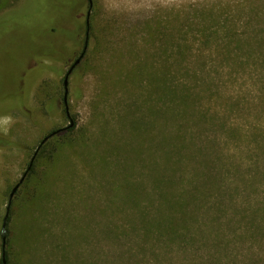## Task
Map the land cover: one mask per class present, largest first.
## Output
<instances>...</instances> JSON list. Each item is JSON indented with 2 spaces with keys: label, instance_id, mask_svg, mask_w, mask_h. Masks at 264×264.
<instances>
[{
  "label": "rangeland",
  "instance_id": "374dc122",
  "mask_svg": "<svg viewBox=\"0 0 264 264\" xmlns=\"http://www.w3.org/2000/svg\"><path fill=\"white\" fill-rule=\"evenodd\" d=\"M45 4L0 0L8 264H264V0H92L69 130L88 4Z\"/></svg>",
  "mask_w": 264,
  "mask_h": 264
},
{
  "label": "trees",
  "instance_id": "16d2710c",
  "mask_svg": "<svg viewBox=\"0 0 264 264\" xmlns=\"http://www.w3.org/2000/svg\"><path fill=\"white\" fill-rule=\"evenodd\" d=\"M40 1L45 4V1H43V0H40ZM61 1L62 0H50V2L47 1V4H45L46 5L45 6V8H46L45 12L48 14V16L51 17V16H53V14H56V12H57L59 14H63V15H66L67 17H70V16H68L69 7L71 5L69 3L70 1L69 0H63V2L65 3L64 6L61 5ZM33 18H32V16H30V17L27 16V17L23 18L25 20H28L25 23V26L26 27L32 22L31 19H33ZM4 19H6V18H3V20ZM7 20H9V19L7 18ZM44 21H45V19H44ZM0 24H1V22H0ZM47 30H50V29H48V27H46V31L45 32H47ZM52 33H54L53 30H50V32L49 33H46V35L48 36L49 34H52ZM54 53L55 52L53 50H50V51L38 53L37 55H44V54H51V55H53ZM30 55L36 56L32 52H31ZM27 56H29V55L27 54ZM77 67H75L71 73H73L74 70ZM15 87L16 86H12V87L10 86V88H12L13 91L18 96H20L19 93L17 92V89ZM20 100H21V98H20ZM47 108H48V111H51V112H52V110L54 111V105H53V103L51 101L48 103ZM163 140H164V142L161 141L160 146H161V152L163 154V159H165L166 156H168L169 154H172V149H171L170 145H167V143H165L166 142V138H163ZM154 184H155L156 188L159 189V191L160 190H161V192L167 191L166 192L167 195L163 194V195H161V197H164V196L168 197V199L166 200L165 203H166V208L169 211V208L173 204H175V203L172 201L171 195H170V193L167 190V188L169 186V178L163 176L161 168H160V171L158 173V179H157V181L154 180ZM6 211H7L6 212L7 213V218L5 220V227L2 228V225H3V220H2V225H1V229H0V241H1V243H0V254L2 255V252L4 253V258H5L6 264H8V260H9L8 256L9 255H8L6 246H8V238H9V233H8L9 231H8L7 226H8V221L10 219V213H9V211L7 209H6ZM182 215L184 216L185 213L182 212ZM163 216L164 215L159 216L158 219L156 217L157 221H151L150 220L149 222H151V224L150 223H147L146 224L145 227H146V229H147V231L149 233H152L154 236H158V235H160V230H163L164 231V229L167 230L169 234L174 233L176 223L174 222L172 216H170V217H168V216L167 217H163ZM160 218H163V219L160 220ZM3 236L5 237V246H4V248H3V243H2V237ZM0 264H2L1 263V258H0Z\"/></svg>",
  "mask_w": 264,
  "mask_h": 264
},
{
  "label": "flooded vegetation",
  "instance_id": "af4514ba",
  "mask_svg": "<svg viewBox=\"0 0 264 264\" xmlns=\"http://www.w3.org/2000/svg\"><path fill=\"white\" fill-rule=\"evenodd\" d=\"M69 3H71V5L69 7L68 16L73 17V18L75 16H77V14L80 12L81 6H84L85 3L88 4V10H87L86 19H85L86 31H85L84 46H83V49H82L80 55L78 56V58L76 60H74V62L68 68V71L70 70V73H71L73 71V69L75 67H77L78 63H80L82 61L83 53H84L85 48H86V41H87V39L89 37V26H88L89 24H87V22H88V19H89V14H90L91 8H92V0H70ZM64 106H65V104H64ZM65 114H66V112H65ZM66 117H67V115H66ZM43 143H41V144H43ZM40 146L38 148H40Z\"/></svg>",
  "mask_w": 264,
  "mask_h": 264
},
{
  "label": "water",
  "instance_id": "95a60500",
  "mask_svg": "<svg viewBox=\"0 0 264 264\" xmlns=\"http://www.w3.org/2000/svg\"><path fill=\"white\" fill-rule=\"evenodd\" d=\"M87 24H88V22H87ZM69 73H70V70L66 73L65 78L63 80V87H64V97H63V100H64V104H65V112H66L67 118H69V125H68V127H66V129H70V128L73 127V121L71 120V118L69 116L68 109H67V106H66L67 105V103H66L67 102V78H68ZM35 154H36V152L34 153L31 161L29 162V165H28V167H27L24 175L20 178V180L18 181V183H16V185L12 188L11 193L9 194V198H8V206H9V204L11 202V199H12L13 195L15 194L16 190L18 189V187L20 186L21 182L23 181V179L25 177V174L30 170V168L32 166V162H33L34 157H35ZM6 218H7V213L4 216L2 228L5 227V220H6ZM2 243H3V248H4V246H5V237L4 236L2 237ZM1 263L2 264H6V261H5L4 253L3 252H2V255H1Z\"/></svg>",
  "mask_w": 264,
  "mask_h": 264
}]
</instances>
